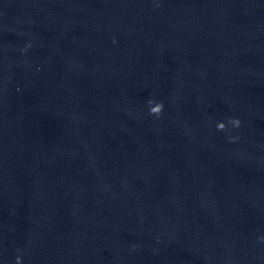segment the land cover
Segmentation results:
<instances>
[{
    "label": "water",
    "instance_id": "water-1",
    "mask_svg": "<svg viewBox=\"0 0 264 264\" xmlns=\"http://www.w3.org/2000/svg\"><path fill=\"white\" fill-rule=\"evenodd\" d=\"M0 264H264V0H0Z\"/></svg>",
    "mask_w": 264,
    "mask_h": 264
},
{
    "label": "clouds",
    "instance_id": "clouds-1",
    "mask_svg": "<svg viewBox=\"0 0 264 264\" xmlns=\"http://www.w3.org/2000/svg\"><path fill=\"white\" fill-rule=\"evenodd\" d=\"M148 103H149V105H152L153 100H149ZM163 107H164V105L162 102H155V106L150 107V114H154V115L159 116L162 113ZM230 123L235 127H239V125H240L239 119H231ZM217 128H218V130H224L226 128V124L224 122H219L217 124Z\"/></svg>",
    "mask_w": 264,
    "mask_h": 264
}]
</instances>
